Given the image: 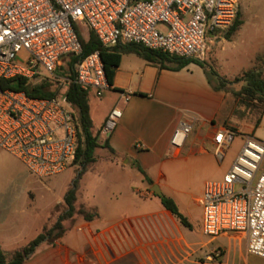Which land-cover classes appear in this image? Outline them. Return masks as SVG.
Here are the masks:
<instances>
[{
	"label": "built area",
	"instance_id": "1",
	"mask_svg": "<svg viewBox=\"0 0 264 264\" xmlns=\"http://www.w3.org/2000/svg\"><path fill=\"white\" fill-rule=\"evenodd\" d=\"M240 0H0V84L46 78L55 94L31 97L0 86V148L43 179L72 164L77 124L66 98L71 82L100 97L111 88L98 50L81 58L73 76L58 73L66 54L81 53L78 26L84 25L105 48L137 43L169 55L203 60L207 42L233 24ZM126 100V96H124ZM112 108L101 129L108 137L121 117ZM193 119H183L171 144L181 147ZM234 132L214 136L223 155ZM264 142L244 136L243 144L220 180L204 183L198 202L201 230L209 237L242 232L245 251L264 259ZM217 249L215 255L218 256Z\"/></svg>",
	"mask_w": 264,
	"mask_h": 264
},
{
	"label": "crops",
	"instance_id": "2",
	"mask_svg": "<svg viewBox=\"0 0 264 264\" xmlns=\"http://www.w3.org/2000/svg\"><path fill=\"white\" fill-rule=\"evenodd\" d=\"M218 37L221 35L215 34L212 40ZM219 75L226 79L238 76ZM228 95L225 89H215L197 63L190 62L175 70L170 65L160 67L134 53H124L111 88L100 97L92 93L99 98L92 104L88 94L91 121L99 115L92 132L99 130L100 141H106L112 151L105 157L108 166L98 172V183L91 191L100 203L84 206L77 201L76 191L75 208L83 207L97 215L85 220L75 214L57 243L41 244L22 264H162L161 260L157 262L158 255L165 253L172 255L168 264H239L245 251V234H203L202 210L194 216L188 206L180 204L173 185V164L182 153L188 157L209 155L210 163L215 158L223 159L228 148L219 156L214 136L228 129L234 105L233 95L232 99ZM114 107L122 114L106 137L101 129ZM188 118L193 119L191 131L181 147H174L171 137L179 123ZM233 160L223 169V175ZM155 167V174H150ZM153 185L176 203L188 225L163 207L159 196L151 190ZM62 205L63 198L50 206L46 223L38 221V210L34 208L36 215L29 213L20 232L0 233V248L12 251L24 246L53 223L58 215L56 209H62ZM219 247L224 249L222 258L214 254Z\"/></svg>",
	"mask_w": 264,
	"mask_h": 264
},
{
	"label": "rangeland",
	"instance_id": "3",
	"mask_svg": "<svg viewBox=\"0 0 264 264\" xmlns=\"http://www.w3.org/2000/svg\"><path fill=\"white\" fill-rule=\"evenodd\" d=\"M237 11L242 23L234 35L227 40L225 32L221 37L208 41L209 50L207 54L205 53V62L228 78L253 66L262 68L264 72V0H240ZM78 29L81 36L86 39L87 28L80 24ZM225 90L229 94L228 97L232 99L231 91ZM92 93V91L88 93L90 104L99 99L94 98ZM92 121L91 130L94 131L99 115H94ZM227 127L231 128L234 136L222 160L218 161L215 158V161L210 163L209 155L188 157L184 152L174 161L173 169L176 176L173 178V185L177 191L175 194L180 204L188 206L194 216H198L202 210L195 198L201 196L204 183L222 179L223 169L238 154L243 144V137L252 136L264 142V109L262 110L259 105H233ZM94 155L96 160L79 177H77L79 166L72 163L63 172L40 179L29 173L18 159L0 148V233L20 232L29 213L36 215L34 211L36 207L38 212L35 217L38 221L46 223L50 206L63 198L73 180H76L79 203L87 207L99 204V199L93 198L91 191L98 183V172L108 166L105 157L110 156V152L105 147H99L95 149ZM260 170L264 171V160ZM156 171L157 167L149 173L155 174ZM142 192L143 190L139 194ZM56 210L59 213L61 208ZM71 222L73 221L70 219L66 220L65 226H70ZM218 249L220 250L218 256L222 258L224 249L220 247ZM236 250V256L233 253L230 256L232 258L235 256V261L238 262V248ZM171 256L166 253L158 255L157 262L161 260L160 263L168 264ZM214 257L216 258L215 255ZM239 264H264V259L247 255L243 251Z\"/></svg>",
	"mask_w": 264,
	"mask_h": 264
},
{
	"label": "trees",
	"instance_id": "4",
	"mask_svg": "<svg viewBox=\"0 0 264 264\" xmlns=\"http://www.w3.org/2000/svg\"><path fill=\"white\" fill-rule=\"evenodd\" d=\"M242 21L237 11L233 24L226 31L225 38L229 39L240 27ZM81 42V53L66 54L62 58L58 73L73 76L76 63L88 53L98 50L103 61V66L110 85L113 83L116 68L119 66L124 53H134L148 62H155L164 67L170 65L172 69H180L190 62L200 65L210 83L215 89H229L234 98V105L243 104L246 106H260L264 109V72L262 68L253 66L243 71L233 79H226L220 76L217 71L203 60L177 57L169 55L160 50H152L137 43H126L116 45L112 48L103 47L96 35L89 29L87 38H83L78 31ZM214 81V82H213ZM1 87L12 90L24 91L31 97L48 98L55 94L53 83L46 78H33L26 80L14 78L2 81ZM238 86V87H236ZM66 98L75 114L77 124V147L73 163L78 164L77 177L93 163L96 158L95 149L105 147L112 151L106 141H100V131L92 132V121L89 114L88 92L83 91L76 83L71 82L66 90ZM231 130V128H228ZM142 172V171H141ZM76 180H73L63 195L62 209L49 227H45L33 239L24 246L12 251H5L0 248V264H22L29 259L41 244L54 245L66 231L65 221L71 219L75 214L85 220L93 219L97 213L88 211L83 207L75 208L76 202ZM164 208L175 215L183 225H188L185 217L179 212L176 203L169 197L159 196ZM56 208V207H55Z\"/></svg>",
	"mask_w": 264,
	"mask_h": 264
},
{
	"label": "water",
	"instance_id": "5",
	"mask_svg": "<svg viewBox=\"0 0 264 264\" xmlns=\"http://www.w3.org/2000/svg\"><path fill=\"white\" fill-rule=\"evenodd\" d=\"M151 190L153 191V193H154L155 195H158V196H161V195H162V193H161V191H160V189L158 188L157 185H153V186L151 187Z\"/></svg>",
	"mask_w": 264,
	"mask_h": 264
}]
</instances>
